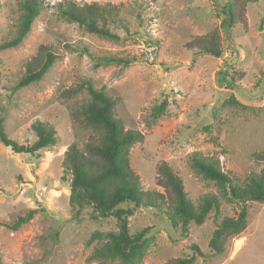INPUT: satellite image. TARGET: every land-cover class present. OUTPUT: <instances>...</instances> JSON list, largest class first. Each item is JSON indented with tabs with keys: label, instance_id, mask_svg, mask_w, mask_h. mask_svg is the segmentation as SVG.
<instances>
[{
	"label": "rangeland",
	"instance_id": "1",
	"mask_svg": "<svg viewBox=\"0 0 264 264\" xmlns=\"http://www.w3.org/2000/svg\"><path fill=\"white\" fill-rule=\"evenodd\" d=\"M21 1L0 0V42L14 37ZM41 1L22 42L0 50V116L4 131L19 143L35 139L29 126L36 119L50 123L58 137L38 157L14 152L0 141V264H96L88 259L97 242H89L90 235L116 230L113 217H95L90 208L74 216L68 203L63 152L72 142L81 145L91 131L71 117L88 99L87 92L69 98L60 92L83 80L104 86L115 101V115L143 134L129 155L143 190L162 191L156 178L164 161L182 179L193 204L211 193L220 201L217 215L211 210L202 223L190 221L186 233L157 208L135 209L128 217L129 231L146 228L149 238L138 264L191 255L192 264H264V202L246 201V227L228 239L223 253H213L208 246L213 230L223 216H234L241 203L224 197L190 162L194 151L215 154L240 179L264 165L258 156L264 154V0L249 3L244 23L231 26L222 10L224 0ZM67 1L116 5L120 23L109 27L121 38L100 37L61 18L58 4ZM213 30L220 36L221 56L195 54L186 46ZM40 44L52 45L57 58L40 80L15 90ZM101 56L130 62L95 66ZM162 98L167 108L148 126L149 107ZM33 209L32 218L18 229L7 226Z\"/></svg>",
	"mask_w": 264,
	"mask_h": 264
},
{
	"label": "trees",
	"instance_id": "2",
	"mask_svg": "<svg viewBox=\"0 0 264 264\" xmlns=\"http://www.w3.org/2000/svg\"><path fill=\"white\" fill-rule=\"evenodd\" d=\"M259 0H224L222 10L229 26L243 22L244 12L249 3ZM19 25L14 37L0 42V50L17 46L31 28L35 17L42 9L41 0H22ZM58 15L64 20L75 22L80 27L100 37L119 40L121 37L111 31L109 24L120 23L118 7L110 2H89L78 5L67 1L58 4ZM186 46L195 54H207L219 57L222 54L220 36L213 30L195 36ZM88 52L87 48H83ZM57 58L50 44H40L36 53L25 63L23 75L14 89L40 80ZM95 66L111 63L128 65L130 59L116 56L96 58ZM85 90L88 99L71 111V117L78 125L89 128L91 133L81 145L70 143L63 152L60 166L63 177L69 176L68 203L74 216L82 209L90 208L95 217H113L116 230L95 231L89 242L97 240L88 259L96 264H138L145 256L149 238L147 229L130 233L128 217L135 209L142 207L157 208L162 211L172 225L178 223L181 232L186 233L190 221L200 224L208 212L219 213L220 201L214 194H206L198 205L188 198L182 179L166 163L157 166L156 184L158 190H143L140 176L130 164L131 147L140 142L143 134L127 128L122 119L114 112L115 101L105 91L104 86L94 87L90 80H83L61 90L60 96L69 98ZM168 102L162 98L150 105L145 121L150 126L161 116ZM30 130L35 139L31 143H19L11 139L3 129L0 116V141L14 152L40 156L43 148H49L57 142L54 127L45 121L36 119L31 122ZM264 160V154H259ZM192 170L204 178L213 180L221 189L224 197L241 203L234 216H223L213 230L208 246L215 254L223 253L230 237L238 235L246 227V201L264 202V165L256 172H250L243 179L221 166L215 154L192 152L190 156ZM35 210H29L18 216L7 226L18 229L28 222ZM200 253L196 246H192ZM194 256L169 258L162 264H192Z\"/></svg>",
	"mask_w": 264,
	"mask_h": 264
}]
</instances>
